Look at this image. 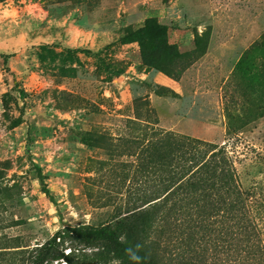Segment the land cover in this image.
I'll use <instances>...</instances> for the list:
<instances>
[{"label":"rangeland","instance_id":"374dc122","mask_svg":"<svg viewBox=\"0 0 264 264\" xmlns=\"http://www.w3.org/2000/svg\"><path fill=\"white\" fill-rule=\"evenodd\" d=\"M148 20L170 75L143 58ZM132 119L226 144L264 228V0H0V247L131 214Z\"/></svg>","mask_w":264,"mask_h":264},{"label":"trees","instance_id":"16d2710c","mask_svg":"<svg viewBox=\"0 0 264 264\" xmlns=\"http://www.w3.org/2000/svg\"><path fill=\"white\" fill-rule=\"evenodd\" d=\"M138 33L143 58L157 55L154 67L170 75L164 61L176 48L167 28L148 20ZM132 122L145 133L141 142L128 141L131 214L98 226L65 223L33 247H0V264H264V228L226 144ZM135 219L140 239L131 245Z\"/></svg>","mask_w":264,"mask_h":264}]
</instances>
